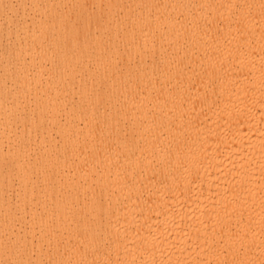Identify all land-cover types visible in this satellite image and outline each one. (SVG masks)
I'll list each match as a JSON object with an SVG mask.
<instances>
[{
    "label": "bare ground",
    "instance_id": "obj_1",
    "mask_svg": "<svg viewBox=\"0 0 264 264\" xmlns=\"http://www.w3.org/2000/svg\"><path fill=\"white\" fill-rule=\"evenodd\" d=\"M6 2L0 264H264V0Z\"/></svg>",
    "mask_w": 264,
    "mask_h": 264
},
{
    "label": "rangeland",
    "instance_id": "obj_2",
    "mask_svg": "<svg viewBox=\"0 0 264 264\" xmlns=\"http://www.w3.org/2000/svg\"><path fill=\"white\" fill-rule=\"evenodd\" d=\"M6 1H7V2H6V4H7L6 6H7V7H5V8H6V10H7V14H8V12H10V15H13V13H11V10L9 9V6H8V5H9L10 1H13L14 3H17V2H16V0H6ZM8 16H9V15H7V20H9V17H8ZM4 17H6V16H4ZM4 17H3V20H4V21H3V20H2V21H3L4 26H5V25L7 26L9 21L5 20ZM12 19H13V16H12ZM5 21H6V22H5ZM8 38H9V35H7V34H6V35H3V36L0 37V49H1V47H2V43H3V46L6 45V43L8 42ZM2 39H3V40H2Z\"/></svg>",
    "mask_w": 264,
    "mask_h": 264
}]
</instances>
